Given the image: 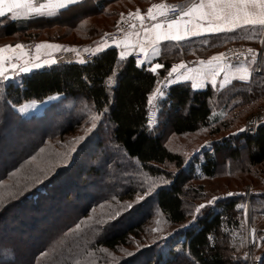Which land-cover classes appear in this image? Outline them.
<instances>
[{
  "label": "trees",
  "instance_id": "obj_1",
  "mask_svg": "<svg viewBox=\"0 0 264 264\" xmlns=\"http://www.w3.org/2000/svg\"><path fill=\"white\" fill-rule=\"evenodd\" d=\"M159 1L171 0H81L71 10L62 8L51 14L16 19L5 14L0 16V39L22 35L28 43L37 39L40 32L55 31L49 34L51 41L84 50L113 30L121 20L117 10H109V4L127 5L120 9L122 17L128 10L147 11L152 3ZM184 1L188 5L194 0ZM96 18L102 22L97 23ZM109 18L114 20L110 22ZM261 35L262 30L252 28L194 38L179 44L162 43L155 61L164 64L165 68L155 74L148 71L150 64L144 61L137 65L131 55L122 62L118 48L109 45L97 53L93 61L44 65L21 73L6 83L4 94H0V104L7 111L10 102L42 101L55 95L62 101H83L109 122L113 141L135 159L145 173L166 178L165 184L156 191V203L160 213L175 228L152 244L143 264H246L242 257L247 231V199L244 195L221 197L204 209L195 222H190L199 203L207 197L203 184H195L197 180L223 175L232 177L238 172L264 178V62L261 70H253L249 80L236 79L222 88L209 85L196 89L188 82H176L164 91L165 95L152 94L161 87L158 82L167 73L165 69H170L175 62L183 58L207 57L236 42L255 46ZM3 82L0 80V85ZM154 103L157 104V116L156 124L152 126L148 121ZM1 115L4 117L5 114ZM243 115L247 116L244 131L233 133ZM254 119L256 126L245 129ZM6 124L7 121L0 126V131L6 130ZM201 130L205 131L212 146L206 148L204 145L188 160L180 152L171 150L164 141L170 133L185 135ZM20 161L16 160L2 170L0 183L22 166ZM56 179V176H35L30 183L24 184L27 189L12 186L0 199V227H3L0 230V264H15V261L37 264L40 254L56 249L50 243L56 234L74 224L70 220L67 223L60 220L58 225L62 226L56 230L58 232L49 234L45 231L60 212L56 210L60 196L57 192L51 196L49 193ZM252 183L247 182L248 185ZM35 190L37 196L33 198L34 194L30 192ZM63 195L64 200H70L69 193ZM249 208L256 236L264 237V194L252 195ZM41 220L46 222L45 225L40 223ZM143 224L133 222L111 230L97 239L93 248L118 251L119 247L133 242L132 239L140 238ZM188 224L189 227H181ZM18 230L19 234H16ZM45 234L50 237V242L42 244ZM15 237L17 245L13 240ZM260 246L261 252L257 256L264 257V241L261 240ZM9 255L13 256V262L8 260ZM132 258V255H124L119 264ZM255 262L264 264L262 260L255 259Z\"/></svg>",
  "mask_w": 264,
  "mask_h": 264
},
{
  "label": "rangeland",
  "instance_id": "obj_2",
  "mask_svg": "<svg viewBox=\"0 0 264 264\" xmlns=\"http://www.w3.org/2000/svg\"><path fill=\"white\" fill-rule=\"evenodd\" d=\"M123 7H127V5L116 2L109 4L108 8L109 10H117L120 19V9ZM130 12L133 11L128 10L124 16ZM114 19L109 18V21ZM94 20L97 23L102 22L99 18ZM52 32L55 31L40 32L37 39L33 38V41L38 44L49 42L61 45L62 43L51 41L52 37L49 34ZM14 41L16 44H21L24 50L27 39L22 35L0 39V46H14ZM61 46V50L54 52L47 49H42L40 52L36 50L34 62L42 63L44 59L53 58L57 52L75 48ZM261 46H264V43L259 42L255 45V47ZM10 54L6 53V55ZM20 74L18 69L15 70V73L10 70L7 73L11 77L9 80L4 81L0 78L4 81L0 85V94H4L3 88L6 83L14 80ZM60 98V96L55 95L42 101H27L22 104L10 102L7 111L0 104V117L1 114H5V118L3 116L0 118V126L7 121L6 130L0 131V173L4 168L12 166L16 160L21 159L20 162L22 163L19 169L13 171L14 173H11L10 177L0 183V199L10 192L9 188L12 186L22 188L25 186L24 184L30 183L35 176L47 175L48 178L56 176L57 179L53 182L54 188L49 189V193L50 196L57 195V193L58 197L60 196V200L57 201L59 203H56L58 204L56 210H60V212H57L55 221L50 226L47 225L49 228L45 231H48L49 234L54 231L55 233L58 232L56 230L62 226V224L58 225L60 220H65V222L70 220L74 224L69 229L66 230L65 228L57 233L56 238L51 242L49 241L50 237L45 234V240L42 239L41 243L50 242L52 246L55 245L56 249L40 254L37 258L38 263H36L119 264L122 256H128L129 253H132L133 258L130 259L132 261L128 259L127 263L122 264H143L152 244L166 237L175 228L160 213L156 203V191L167 180L164 176H151L145 173L139 163L130 158L122 147L113 141L109 122L103 119L102 114L93 111L91 105L83 101H79V103L62 101ZM33 103L35 107L24 112L19 111L25 105ZM151 109L156 111L157 116L156 103L152 105ZM96 117H100V119L97 120ZM246 117L245 115L242 116L233 133H236L238 129H243ZM255 123L254 119L248 122L244 128L247 130L254 128ZM93 124H96L97 127L89 133ZM81 136L86 137V139L79 141ZM164 141L171 150L180 152L188 160L201 150L205 141L210 140L206 137L205 131L201 130L185 135L170 133L164 138ZM205 146L211 148L212 145L210 143ZM72 160L74 162L70 165ZM168 167L175 169L173 165ZM249 181H253V183L248 185L247 182ZM195 184H203L207 196L206 200L201 201L199 205L213 196L219 198L228 196L226 195L228 192L246 197L247 231L242 257L247 252L249 258L246 264H256L254 258L255 256L258 257L257 255L261 252L259 249L261 239L256 236V233H253L255 229L251 226L250 198L246 196L245 192L247 190L264 191V178L253 177L251 173L247 172H238L232 177L223 175L217 178L200 179ZM153 185H155L154 194L144 201H140L134 212L126 210L123 215L116 217V212L135 201L138 195H143L144 191H148L149 187ZM66 192L71 197L68 201L64 200L63 194H67ZM30 193L34 194L33 198L37 196L35 195L37 190ZM110 217L113 218L110 220ZM133 222L144 223V231L139 239H132L133 242H130L128 246L119 247L118 251L93 248L97 239L108 235L111 230L120 229ZM40 223L45 225L46 222L41 220ZM78 225L79 227H77ZM1 228L3 227L1 226L0 230H2ZM16 234H19V230ZM13 240L17 245V238L15 237ZM137 251H139L138 254ZM7 257L9 261H14L13 256ZM15 264L22 263L15 261Z\"/></svg>",
  "mask_w": 264,
  "mask_h": 264
},
{
  "label": "snow or ice",
  "instance_id": "obj_3",
  "mask_svg": "<svg viewBox=\"0 0 264 264\" xmlns=\"http://www.w3.org/2000/svg\"><path fill=\"white\" fill-rule=\"evenodd\" d=\"M81 0H48L47 4H41L38 7L34 6L32 0H0V16H4L6 13H10L13 19L23 15L29 14H38L43 13L46 10L51 14V9L53 8H63L65 10H71V7L79 4ZM168 11L165 5H153L147 10V18L150 21H157V16H163ZM130 17H134L135 20H139L143 36H140L139 33H136L138 36L137 41L134 43L127 37L123 40H112V44L116 45L117 48H121L122 50L119 52L120 60L123 62L127 57L130 56L132 51L137 53V57L140 54H143V59L136 58L135 63L137 65H141L144 63V60L148 58L151 53H157L156 45L161 41L173 40L180 41L184 40L187 37L195 36L200 34L201 32L207 33H222V32H231L235 29H240L244 26H259L261 29H264V0H199L198 3H192L186 10H181L179 16L176 19L169 20H160L158 22L151 23L150 26L145 25V17L140 14L139 10L135 13L130 12L128 14ZM123 19V16L121 17ZM131 27H135V25H131ZM119 30V29H118ZM131 35V33L129 34ZM109 44L107 41L102 42L97 45L94 49L95 53H101L103 49H107ZM37 52H40L41 49H47L51 51H59L62 46L49 43L42 42L36 44L35 46ZM68 51L69 49H64ZM72 51H76L77 56L80 53L72 48ZM89 49H85L88 51ZM264 51V50H262ZM248 52L252 54L253 59L256 58V52L254 49L249 48ZM6 53H11L10 55H6ZM13 55L19 57H23L25 52L23 50V46L21 44L12 45H4L0 46V78L4 81L9 80L11 77L7 75V73L11 70L15 73V70H19L20 73H27L31 71V69L40 68L43 65H52L56 63L54 58L44 59L42 63H36L33 61H28L27 63L17 64L12 63ZM50 55V53H49ZM261 61L264 62V55L260 57ZM7 62V67H5V63ZM226 58L224 53H218L216 55L210 56L206 61L200 60L198 63L200 65L199 68L192 69L188 68L186 72L181 74L179 70L185 68L184 61H181L178 64H172L170 69H165L167 72L166 81H159L158 83L161 85L160 88L157 89L152 95H165L162 85L166 82L171 85L173 83L179 81H192L193 88L201 87L200 84L196 83L197 80L205 79L209 75L212 77V84H216V77L220 74V72L224 71ZM80 63H84V61H80ZM30 65V67H29ZM165 65L159 62H154L151 64L148 71L150 73H158L159 69H164ZM175 76V80L173 79ZM249 78V73L247 69H242V74L240 76L241 80H247ZM152 97H149L151 100ZM35 107V104H27L24 107L20 108V112H24L29 108ZM97 120L100 117H96ZM97 127L96 124L92 125V128L89 129V133L93 129ZM238 131H244V129H238ZM86 137H79V141H84ZM210 141H205L204 144H210ZM201 147H204L202 145ZM75 151V149H73ZM164 182V181H162ZM143 187V185H141ZM155 185L149 187L148 191H144L143 195H138L136 200L132 203L127 204L125 207H122L119 212H116V217L123 215V213L127 210L129 212H134L136 210V206L140 201H144L146 198L150 197L154 194L153 189ZM228 196L235 195V193L228 192L226 193ZM219 200V197L213 196L211 199L207 200L205 203H201L193 214V221L195 222L197 216L206 208L214 205ZM239 207V206H238ZM113 217H110V220ZM188 225H182L181 227H189ZM79 227V225L77 226ZM255 233V230H253ZM262 241H264V237H260ZM132 255V253H129ZM245 262L249 258V253L245 252L243 256ZM254 259L264 261V257H255Z\"/></svg>",
  "mask_w": 264,
  "mask_h": 264
},
{
  "label": "built area",
  "instance_id": "obj_4",
  "mask_svg": "<svg viewBox=\"0 0 264 264\" xmlns=\"http://www.w3.org/2000/svg\"><path fill=\"white\" fill-rule=\"evenodd\" d=\"M168 11L163 16H157V21H150L147 18V11L140 12L141 15L145 17V25L150 26L151 23L158 22L160 20H169V19H176L179 16V13L181 10H186L187 5L184 0H171L167 4ZM134 13V12H132ZM131 25H135V27H131ZM119 29V30H118ZM142 27L139 20H135L134 17H130L129 15H126L121 19L116 27L106 32L101 38L94 40L90 48H88V51L85 50H77L80 55L77 56L76 51L68 50V51H60L55 53L54 59L56 60L57 65H63V64H69V63H80V61L89 62L93 61L96 57V54H94V49L97 45L101 44L104 41H107V43L111 46H116L112 44V40H122L124 36L129 32H138L141 31ZM36 44L37 42L31 41L28 42L24 47L25 55L23 57L17 58V56L13 55L12 57V63L22 64L27 63L28 61H35L36 57ZM254 49L256 52V58L253 59V56L251 53L248 52V49ZM119 51L122 50L121 48H118ZM264 46L261 47H255L252 45H249L247 43L243 42H236L233 44L228 45L225 47L220 53H224L226 62L225 65H239V64H248L253 63L255 66V69L257 71L261 70L263 62L261 61L260 57L261 55H264ZM131 56L133 58H141L143 59V54H140L139 57H137V53L133 51L131 53ZM200 60L198 59H188V63L191 65H199ZM5 66H7V62L5 63ZM30 66V65H29ZM18 69V68H17ZM167 73L163 76L162 81H166ZM174 77V76H173ZM172 85V84H171ZM171 85L167 84L166 82L162 85L164 91H168L171 87ZM149 124L155 125L156 124V111L154 109H151L149 113ZM256 124V123H255ZM254 124V125H255ZM256 126V125H255ZM244 194V193H243ZM247 194L246 196L250 198L252 195H262L264 194V191L262 190H247L245 192ZM239 195V194H235Z\"/></svg>",
  "mask_w": 264,
  "mask_h": 264
},
{
  "label": "crops",
  "instance_id": "obj_5",
  "mask_svg": "<svg viewBox=\"0 0 264 264\" xmlns=\"http://www.w3.org/2000/svg\"><path fill=\"white\" fill-rule=\"evenodd\" d=\"M32 2H33V4H34V6H39V5H41V4H47L48 3V0H32ZM168 2L169 1H159V2H154V3H152L151 4V6H153V5H160V4H162V5H165L166 7H167V4H168ZM198 3L199 2V0H194L193 2H191L190 4H188L187 5V7H189L192 3ZM150 6V7H151ZM59 9H62V8H53V9H51V11H55V10H59ZM47 12H49L48 10H46L45 12H43V13H39V14H43V15H45ZM6 14H10V13H6ZM11 15V14H10ZM31 14H29V15H21V16H19V17H17V18H22V17H28V16H30ZM120 18H121V16H120ZM252 28H257V29H260V30H262V35H261V37H260V42L261 43H264V29H261L259 26H251V25H248V26H244V27H242V28H240V29H244L245 31H247V30H249V29H252ZM240 29H235V30H233V31H236V30H240ZM233 31H231V32H233ZM131 33V35H129ZM136 33H139V35L140 36H143V32H142V30L141 31H138V32H129V33H127L125 36H124V38L125 37H127L128 39H130L131 41H133L134 43L137 41V39H138V36L136 35ZM222 33H227V32H222ZM214 34H219V33H207V32H201L200 34H198V35H195V36H190V37H187V38H185L184 40H180V41H173V40H167V41H161V42H159L155 47H156V49H157V53H151V49H150V55L148 56V58L147 59H145L144 61L145 62H147L148 64H150V66H151V64L152 63H154V62H159V61H155V59L157 58V56H159V51H160V46H161V44L162 43H165V42H174V43H177V44H179V43H182V42H184V41H188V40H190V39H194V38H200V37H205V36H210V35H214ZM123 38V39H124ZM122 39V40H123ZM40 51H42V49L40 50ZM133 52V51H132ZM131 52V53H132ZM218 53H220V52H215V53H213V54H211V55H209V56H207V57H195V58H197L198 60H207L210 56H213V55H216V54H218ZM38 55H41V54H38ZM37 55V57H40V56H38ZM55 55V54H54ZM131 55V54H130ZM54 57V56H53ZM192 58H194V57H192ZM188 59L189 58H183L182 60H180V61H177V62H175L174 64H178V63H180L181 61H184V63H185V68L184 69H181V70H179L180 72H181V74H183L184 72H186L187 71V69L188 68H192V69H196V68H199L200 67V65H191V64H189L188 63ZM160 63V62H159ZM44 66V65H43ZM242 69H247L248 70V73H249V78L247 79V80H249L250 78H251V76H252V72H253V70H256L255 69V66H254V64L253 63H248V64H239V65H225V67H224V71H222V72H220V74L216 77V84L215 85H213L212 84V77H211V75H209L207 78H205V79H201V80H197L196 81V83H198V84H200L201 85V87H199V88H196V89H204V88H206L207 86H209V85H211V86H213V87H219V88H222V87H224V86H226V85H228L229 83H231L232 81H234V80H236V79H238V80H241L240 79V76H241V74H242ZM159 71V70H158ZM173 79L175 80V76L173 77ZM244 81H246V80H244ZM179 82H188V83H190L191 85H192V81L191 80H187V81H179Z\"/></svg>",
  "mask_w": 264,
  "mask_h": 264
}]
</instances>
